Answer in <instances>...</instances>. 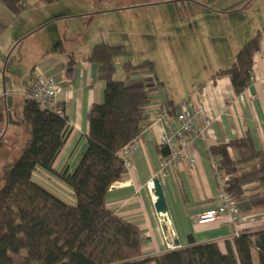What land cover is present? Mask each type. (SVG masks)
<instances>
[{
    "label": "crops",
    "instance_id": "obj_1",
    "mask_svg": "<svg viewBox=\"0 0 264 264\" xmlns=\"http://www.w3.org/2000/svg\"><path fill=\"white\" fill-rule=\"evenodd\" d=\"M22 1L25 7L15 14L0 0L1 138L3 130L10 141L18 137L26 143L30 131L23 108L29 87L38 74H56L62 88L57 102L64 105L72 130L54 167L60 170L68 163L72 171L87 146L92 107L103 101L106 87L98 65L87 58L98 43L122 45L116 77H125L126 61L153 60V72L132 79L154 86L155 93L147 107V127L129 156L128 172L112 185L107 205L139 226L144 255L171 250L166 245L168 226L181 247L192 245V235L195 244L216 242L224 253L237 232L264 227L260 184L249 186L237 200L245 216L242 224L233 225L227 216L213 223L197 222L203 211L221 201L210 146L250 134L264 152V0ZM258 31L262 35L253 79L238 96L230 76L215 74L230 67L239 49ZM71 60L76 63L67 73ZM188 98L205 106L209 123L201 121L203 132L188 147L196 163L184 158L162 180L170 211V217L163 218L147 183L161 169L167 151L161 137L178 127L177 114ZM38 173L48 172L38 169L34 177Z\"/></svg>",
    "mask_w": 264,
    "mask_h": 264
},
{
    "label": "trees",
    "instance_id": "obj_2",
    "mask_svg": "<svg viewBox=\"0 0 264 264\" xmlns=\"http://www.w3.org/2000/svg\"><path fill=\"white\" fill-rule=\"evenodd\" d=\"M2 1L15 14L25 7L22 0ZM261 35L258 31L239 49L234 63L215 74L230 76L238 96L251 84ZM123 53L124 46L102 42L87 58L98 65L106 87L103 101L92 107L87 146L72 171L54 167L72 130L64 105L59 104L64 111L60 114L29 96L25 100L23 121L30 136L5 170L0 188V264H264V227L237 235L226 253L216 242L195 244L190 235L189 247L145 256L139 226L108 207L112 185L128 172L124 148L145 131L155 93L154 86L129 83L135 74L153 72V60L126 61L125 77H116ZM75 63L69 62L67 73ZM163 149L168 155V148ZM210 151L218 170L230 175L225 190L234 199H242L252 184L264 185V152L250 134L214 143ZM38 169L66 182L75 203L39 183L34 177Z\"/></svg>",
    "mask_w": 264,
    "mask_h": 264
},
{
    "label": "built area",
    "instance_id": "obj_3",
    "mask_svg": "<svg viewBox=\"0 0 264 264\" xmlns=\"http://www.w3.org/2000/svg\"><path fill=\"white\" fill-rule=\"evenodd\" d=\"M135 82V80L131 79L129 83ZM61 89L56 74H38L29 87L28 96L36 100L42 107L62 114L64 111L57 102V97ZM205 116L206 108L202 103L194 102L189 98L186 99L177 114L178 127L175 129H167L161 137L160 142L168 148L169 154L163 157L161 169L156 176L148 181L147 187L150 191H153L155 188V179L159 178L161 181L164 180L167 177L168 170L176 166L182 159L190 157L191 163H196L195 158L188 154V147L192 140L203 132L204 128L201 125V121L203 120L205 124L209 123V120H206ZM135 140L128 144L123 151L126 157L127 168L130 166L129 156L136 148ZM213 165L218 181L219 199L221 201L218 206L203 211L198 216L197 222L199 224L213 223L227 216L233 225L238 226L243 223L245 216L237 200L225 190L230 175L218 170L217 158L215 157L213 158ZM236 235H239V232ZM174 236V230L168 226L166 233L167 249L181 247L174 242Z\"/></svg>",
    "mask_w": 264,
    "mask_h": 264
},
{
    "label": "rangeland",
    "instance_id": "obj_4",
    "mask_svg": "<svg viewBox=\"0 0 264 264\" xmlns=\"http://www.w3.org/2000/svg\"><path fill=\"white\" fill-rule=\"evenodd\" d=\"M1 131L4 138L5 134L3 130ZM3 138L0 137V188L5 184V180L3 177L5 170L16 161L17 157L20 155L27 143V141L25 143V140H20L21 143H19L20 141L18 137H16V140L14 141H10L8 137H5L4 139ZM66 167L70 170L71 164L67 163L61 165L60 170H63ZM35 179L66 201L74 203L75 195L73 189L57 176H54L50 173H47V175H41L38 173Z\"/></svg>",
    "mask_w": 264,
    "mask_h": 264
},
{
    "label": "water",
    "instance_id": "obj_5",
    "mask_svg": "<svg viewBox=\"0 0 264 264\" xmlns=\"http://www.w3.org/2000/svg\"><path fill=\"white\" fill-rule=\"evenodd\" d=\"M154 195L156 197L155 207L160 217H170L169 206L165 196L162 181L159 178L155 179Z\"/></svg>",
    "mask_w": 264,
    "mask_h": 264
}]
</instances>
